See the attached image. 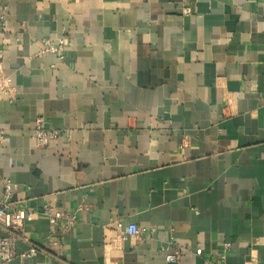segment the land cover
I'll list each match as a JSON object with an SVG mask.
<instances>
[{
	"label": "crops",
	"instance_id": "1",
	"mask_svg": "<svg viewBox=\"0 0 264 264\" xmlns=\"http://www.w3.org/2000/svg\"><path fill=\"white\" fill-rule=\"evenodd\" d=\"M4 5L17 97L0 100V198L9 180L12 206L76 220L24 223L40 251L9 264H217L223 243L222 264H264V0ZM46 38L62 59L40 54ZM36 118L59 137L37 146ZM171 241L183 251L168 263Z\"/></svg>",
	"mask_w": 264,
	"mask_h": 264
},
{
	"label": "built area",
	"instance_id": "2",
	"mask_svg": "<svg viewBox=\"0 0 264 264\" xmlns=\"http://www.w3.org/2000/svg\"><path fill=\"white\" fill-rule=\"evenodd\" d=\"M188 10H186L187 12ZM8 14V6L4 5L0 11V31L6 27V17ZM40 54H51L58 59L63 58L65 42L63 39L53 40L46 38L41 40ZM3 52L0 50V100L12 102L16 99V90L11 85V79L5 74L3 69ZM59 133L56 130L45 129L42 118H36L32 128L31 139L37 146H45L49 142L56 140ZM5 140V132L0 129V143ZM16 190V185L6 180L2 184V197L0 198V228L5 231V236L0 238V264H9L13 259L18 258L20 261H25L34 258L40 251L39 243L28 238L21 231L24 223L31 222L39 215L45 218L51 227H59L63 232L71 230L75 225V215L68 214L63 220L59 212H56L50 206H44L41 212H35L31 209L14 207L10 199ZM40 217V216H39ZM62 221V222H61ZM121 238H134L143 240V232L135 224L122 225L116 223ZM154 230H151L152 233ZM52 238H50L51 240ZM53 240V239H52ZM23 241L29 245L27 251L19 254L15 253L16 242ZM54 244V241L53 243ZM229 243H223L222 252L220 253L217 264H222L225 260L227 251L230 249ZM160 251L165 254V261L168 263L175 262L183 251L175 241L162 246ZM197 256L201 255V250L195 251Z\"/></svg>",
	"mask_w": 264,
	"mask_h": 264
}]
</instances>
